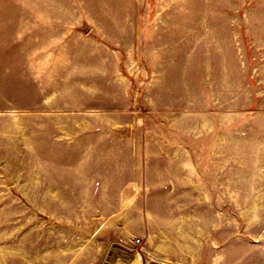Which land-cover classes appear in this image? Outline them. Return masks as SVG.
Here are the masks:
<instances>
[{
  "label": "rangeland",
  "instance_id": "1",
  "mask_svg": "<svg viewBox=\"0 0 264 264\" xmlns=\"http://www.w3.org/2000/svg\"><path fill=\"white\" fill-rule=\"evenodd\" d=\"M1 2L16 5L11 18L54 19L58 38L103 35L120 66L117 81L104 83L102 106L41 111L51 121L41 118L39 137L8 72L0 264H129L128 255L133 264H264V0ZM101 129L119 131L121 146L146 145L154 160L113 169L67 144L75 130ZM182 143L193 147L197 183L189 186L161 156ZM127 178L146 184L119 201L116 183Z\"/></svg>",
  "mask_w": 264,
  "mask_h": 264
},
{
  "label": "crops",
  "instance_id": "2",
  "mask_svg": "<svg viewBox=\"0 0 264 264\" xmlns=\"http://www.w3.org/2000/svg\"><path fill=\"white\" fill-rule=\"evenodd\" d=\"M15 7V4L5 5L0 0V11L5 10L2 13L3 17L0 16V105L7 103L3 94L6 88L4 83L7 81L4 80H7L8 72H14L17 98L21 99V105L24 98L29 100L27 104L31 106L32 132H36L39 137L41 118L43 121L46 118L51 121V116L41 111H46L51 106H85L92 103L103 105L104 83L117 81L120 64L114 58L119 57V50L107 43L103 35L101 40L96 42L89 41L85 34L76 35L73 39L68 38L69 40L58 38L54 19H47V23L41 24L39 18L33 17L31 20L18 16L11 18L9 16L12 15L7 14V11ZM9 20L12 22L9 23ZM116 26L117 34L119 24ZM13 38L15 49H8V41ZM113 39L118 40L111 37L108 41L115 43ZM88 99L95 101L88 102ZM41 106L45 108L41 110ZM83 118L86 120L85 116ZM60 130L63 133L65 129ZM89 134H94V140L88 138ZM70 137L71 140L67 144L75 148L77 153L87 152L100 162L108 161L113 169L132 171L146 169L154 160L153 153L146 145L140 148L134 145L121 146L119 131L75 130ZM86 139L91 141L87 146H81ZM93 141L95 145L92 144ZM192 148L182 143L174 148L161 149V156L174 162L175 168L180 171L179 179L182 186L197 183L195 178L190 177V166L194 165L190 157ZM165 149L169 151L165 152ZM116 184L122 186L117 200L131 201L137 194L134 188L146 183L127 178ZM128 218L130 212L125 211L122 215L119 213L117 223L125 225ZM119 229L122 231V237L127 236L126 226H120ZM134 259L130 255L127 257L129 264H133ZM160 263L168 264L165 261ZM174 264L191 263L180 259Z\"/></svg>",
  "mask_w": 264,
  "mask_h": 264
},
{
  "label": "built area",
  "instance_id": "3",
  "mask_svg": "<svg viewBox=\"0 0 264 264\" xmlns=\"http://www.w3.org/2000/svg\"><path fill=\"white\" fill-rule=\"evenodd\" d=\"M138 241V240H137Z\"/></svg>",
  "mask_w": 264,
  "mask_h": 264
}]
</instances>
